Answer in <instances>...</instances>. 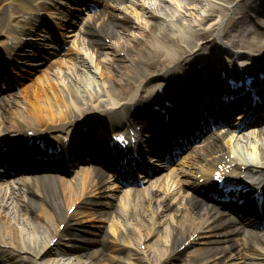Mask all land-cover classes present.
Masks as SVG:
<instances>
[{
    "label": "bare ground",
    "instance_id": "6f19581e",
    "mask_svg": "<svg viewBox=\"0 0 264 264\" xmlns=\"http://www.w3.org/2000/svg\"><path fill=\"white\" fill-rule=\"evenodd\" d=\"M112 2H105L103 5V8L105 9L99 10L97 17L99 20L98 22L94 20L93 17L92 21L87 22L85 25V33L89 36V38L87 37L86 43L92 47V52L95 53L96 58H99L101 53H103L99 48L105 44L104 40L103 42H100V40L97 39V37L101 38V33L111 34L113 30L116 31V26H119L121 29H127V27L130 26L128 16L118 11L119 8L117 9ZM200 2L201 5L187 7L192 9L189 12L184 10L183 15H187L186 17H188H184L186 23L184 28L190 29V31L205 28L204 19H210L213 13L217 14V16H220L223 13L221 6L212 7L207 1L205 2V0ZM248 3L249 0H242L241 3L235 7L229 23V28L223 33L229 35L228 38L235 43V49H239L242 42L246 41V47L251 50L250 53L246 55L247 58L250 59V54H255L264 50V39L245 38V33L250 30H242L241 25H244V21L240 19L245 13ZM109 7L111 8L108 10L107 8ZM147 8L153 16L156 15L151 3L147 5ZM196 9L197 14L194 12ZM203 10H206L207 13L204 14ZM167 12L171 11L166 9L165 13L168 16L166 17L168 20L159 21L158 25L155 22H152L147 26L146 30L138 27L139 29L136 28L138 30L137 32H127L128 35L126 36V42H118L111 46L106 44L108 47H111L108 49L109 51L106 52L108 64L113 65L115 70H117L122 63V67L124 68L119 69H127L128 72H131V78L133 80H135L138 74L132 69H141V73L145 74L144 77H141V81L146 80L149 76V73L146 71L144 72V70L147 69L151 72L164 71L175 59L177 62L174 63L169 70L164 71L163 76L173 75L176 70H180L184 58L181 59V57L177 56L182 52H194L202 47V45H198L196 40L191 39V41H195L196 43L191 44L184 40L183 46H180L179 48L174 47L173 44L176 42H182V38L177 32L172 31L173 28L171 25L177 23V18L172 17V14H167ZM205 22L210 23L207 25L214 28V25L218 20L213 18ZM207 33L208 30L203 29L201 31V37L205 36ZM13 36H16V34H13ZM250 36L252 35L250 34ZM222 37L220 39H222ZM157 46H161L165 49L167 54L162 53L161 49ZM5 47L8 46L5 45ZM147 53H152L154 57L147 60L145 55ZM238 53L237 50L231 51L233 56H238ZM131 65L132 67L130 68ZM86 67L95 75L99 76V72L97 71V61L95 65L87 64ZM161 67H164V69L161 70ZM172 68L174 69L170 71ZM203 72L206 73L207 71L204 70ZM100 73L102 75L104 74L103 71ZM57 74L58 72H56V75ZM94 74H90L89 79L87 76L86 78L81 77L78 80V83L73 84L70 82V84H67V87L63 88L56 87L55 80L52 81V79L47 77L45 80L46 83H40L39 87L32 91V97L27 98L30 102L28 106L25 104L22 109H17L16 115H10L12 112L9 110L10 107H7V111H5L8 115L5 114L6 116L0 120V126L6 127L5 130L11 128L23 129V132L27 131L24 127L29 126L30 130L42 135L46 134L47 130L55 131L57 128L65 127L67 124L71 125L77 115L83 114L84 111L95 105H103L106 107V104H108V109H110L115 107L118 103L117 101L121 102L122 99L124 100L122 104L125 106V109H128L131 106L138 105L144 101L145 98L143 96H138V94L127 99L124 97L122 98L120 93L112 88L114 84H104L103 81L105 80H101L100 77L97 79ZM106 75L110 78L111 83L117 82L123 85L120 78L116 77V72L107 73ZM137 85L138 81L135 93L138 91ZM23 95H26V93L23 92ZM92 98L97 100L98 103L92 104L89 102ZM73 108H75V111ZM241 115V113L238 114L239 117H241ZM256 130H258V128L253 127L250 129V131ZM64 131L65 128L59 132L63 133ZM252 143L253 141L246 139L245 144H236L237 151L232 148L229 140L225 145L218 142L211 144L210 147H207L205 143L201 148H197L194 151L193 156L195 155V158H193L194 165L191 169L192 176L194 177L198 172L201 176H206L207 171L221 158H223V163L233 164L239 172L252 171L253 169H260L263 171L264 169L261 167H264V145H262L264 143ZM213 146L218 149L216 152H214ZM193 156H191L190 159H192ZM241 167H243V169ZM31 168L35 169L36 167L33 166ZM72 171L75 173L73 181H70L69 183L56 182L55 187H52L48 181H45L38 189L36 195L32 196L29 194L26 197L30 191H27L25 195L23 192L22 197H26L25 200L18 199V201L12 202L8 200L10 197L4 195L6 193L0 195L1 257L5 258V253L8 252L10 258L13 259L12 261V259L5 258L8 262L11 264H22L17 261L18 253L24 252L29 253L34 257H42L47 254V251H54L57 248L59 241L63 238L62 231L59 229V223H63L64 226L75 225L73 223L74 216L73 214H68L66 209L68 208L67 206L70 204L77 205L80 201L82 206L90 209L89 213H95L96 210H99L97 207L94 208L95 205L105 203L103 199L110 194L107 191L108 185L103 184L102 179L98 180L96 183L86 181L84 177L90 174V168L84 164L75 163ZM179 175L181 174L179 173ZM178 176L176 178H178ZM24 179L28 178L25 177ZM1 182L9 183L10 179H0V187L5 190L10 189L12 185H15L13 182L11 185H1ZM186 191V196L183 199L179 198L174 203L175 207L170 214L166 212L170 203L164 200L162 193L157 198H153L149 193H143L138 196V203H136L134 199L131 198L129 200L128 198L129 201L125 202L122 204V207H120V218L115 216V218L112 217L110 219L111 227L114 228V231H112V240L114 239V241L107 244V246L111 250L118 252L117 254L124 251L123 253L138 258L137 251H131L125 244L127 241L123 240L122 237L127 235V232H136L138 234L141 233V236H137V240H140V238H147L150 228L154 225L158 226L159 224L160 225L157 228L159 234H157L152 239L153 242L150 243L151 245H154L156 240H159L160 242H164L166 246L155 248L152 253L155 256L152 257L151 254V259H155V261L165 254L168 255L167 251L173 252L181 244H184L185 240H188V243L193 238L199 239L202 243L218 241L222 238L217 236V233L220 231L218 230L215 233L213 229L214 227L219 226V223L222 221H216L210 224V218H212V215L199 212L196 205L193 204L192 193H195L193 188ZM90 192H93V195L89 194ZM169 199L171 200V198ZM155 201L156 203H154ZM89 204L92 205L90 206ZM31 215H34L32 218L43 220V223H33L29 220ZM52 217L55 222H49ZM79 220L80 219H76V227H81L78 225ZM161 221H164L162 225ZM116 228L119 232H116ZM194 232H196L197 235L190 238V234ZM76 235V232L69 233L68 238ZM206 237H208V239H206ZM53 238H56L57 240L53 242ZM7 247H11L12 249L14 247L17 251L14 249L13 251H8L9 249ZM220 247L221 246L215 248V252H217V249ZM96 250L98 251L97 253H104L101 248ZM251 250H254L255 253H250L245 256L244 264H264V245L261 246V249L253 248ZM92 253L93 252L91 251L90 254ZM261 255V262H256L254 259ZM115 258L120 259V255H115ZM202 260L205 264H208V261H213L212 264H220V261L224 259L218 260L215 253H212L208 257H204ZM41 262L44 264H82L78 261H55L53 263L51 260L45 261L43 259ZM94 263L96 264V262H93V264ZM85 264L87 263L85 262ZM159 264H166V261H162ZM236 264H240V261L237 260Z\"/></svg>",
    "mask_w": 264,
    "mask_h": 264
},
{
    "label": "rangeland",
    "instance_id": "374dc122",
    "mask_svg": "<svg viewBox=\"0 0 264 264\" xmlns=\"http://www.w3.org/2000/svg\"><path fill=\"white\" fill-rule=\"evenodd\" d=\"M179 1V0H178ZM180 1H183L182 3H186V4H188V3H190V5H194V4H196V3H198L199 4V0H180ZM186 1H188V2H186ZM162 3H164V4H166V5H169V6H171V7H173L171 4H169V0H168V2L167 1H162ZM181 3V4H182ZM174 8V7H173ZM133 20V19H132ZM135 21V20H134ZM144 22L145 21H143V20H141V19H137L136 20V24L137 25H140V26H142L143 24H144ZM117 31H119V30H117ZM126 33L124 32V31H122V30H120V32L119 33H117V34H115L114 36H113V38H111V40L113 41V42H124L125 41V39H126V35H125ZM122 36H124V38L122 37ZM210 41V38H208L207 40H205L204 42H209ZM102 65L104 66V67H106V65L107 64H105V63H102ZM65 67H66V65H65ZM105 76V75H104ZM104 76H103V78H104ZM20 98V97H19ZM99 109H101V107H98ZM97 109V108H96ZM99 109L97 110V111H99ZM137 241V240H136ZM135 241V242H136ZM144 244H146V243H143V247H146V248H143V249H146V250H148V256H147V251H146V254L144 255V256H142L141 258H140V260L138 261L139 263H137V264H150L149 262H152V261H155V259L153 260V259H151L153 256H155V255H153L152 253L154 252V250H155V248L156 247H160V243L158 242V241H156V243H154V245H149L148 247L147 246H145ZM137 245V244H136ZM147 245V244H146ZM62 246H63V244H62ZM135 246V245H134ZM191 249V246L190 247H187L186 249H185V251L186 252H184V257H187V253H188V251ZM106 254H108V255H113L114 254V252L113 251H108ZM151 254H152V257H151ZM65 257H70V259H73L72 257H75V255L73 254L72 255V253H68V254H66L65 256H64V258ZM125 257H127V256H125ZM43 258H46L45 256H43V257H40V258H36V259H34V260H32V261H35V260H37V261H39L40 259H43ZM59 258V256H57L56 257V259H58ZM155 258V257H154ZM56 259H54V260H56ZM125 259V258H124ZM105 260H106V255H104V256H102L101 257V259L99 260V262H105ZM182 260H183V255L182 256H180L179 258H177L176 256H174L172 259H171V261H172V263L173 264H177V263H181L182 262ZM29 262V264H31V261H27V263ZM54 263V262H53ZM114 263V262H113ZM114 264H116V263H114ZM120 264H125L124 262H123V260H122V262L120 263Z\"/></svg>",
    "mask_w": 264,
    "mask_h": 264
}]
</instances>
